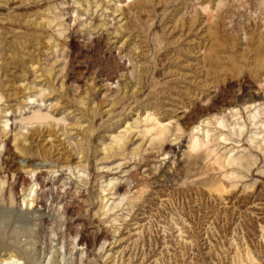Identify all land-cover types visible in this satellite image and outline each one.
I'll list each match as a JSON object with an SVG mask.
<instances>
[{
  "label": "rangeland",
  "instance_id": "374dc122",
  "mask_svg": "<svg viewBox=\"0 0 264 264\" xmlns=\"http://www.w3.org/2000/svg\"><path fill=\"white\" fill-rule=\"evenodd\" d=\"M84 1L31 0L20 7L14 8V4L9 2L0 8V18L6 19V24L9 23L8 21L11 22L7 25L8 27L15 28V30L13 28L15 33L8 34L6 41H9L11 48L13 47L15 53L19 54L17 56L20 60L14 65L15 80L23 88L20 100L18 99L14 108L6 110V113L0 111V117L3 116L0 118V264H4L5 258L9 264L12 261V264H264V241H262L264 230L261 231L262 228L264 229V148L261 147H264V142L261 143L264 131L259 126V122L264 120V65L260 73L258 72L262 79L258 77L260 87H255L254 83L247 78L245 67H242L238 73L230 72L231 74L227 75V81L220 84V89H224L222 96L219 88H216L213 93L217 98L215 103H218L221 97H225L235 106L232 105L221 114L215 110L196 113L193 109H189L183 119L176 121V117H171L162 108L156 109L157 105H163L161 100L167 97L166 93L172 92L164 90L165 93L161 92L158 95L159 88L164 86L162 85L163 70L173 65L169 62L173 54L188 48L185 40H178L175 44H170L172 40L167 41L169 38L164 35L163 28L166 22L169 19L181 18L188 21L195 10V13L199 14V19L202 18V22H205H203L205 26L212 25L215 28L219 38L240 39L242 36L244 38L247 30H252L253 26L256 28L257 24L264 28V0H211V2L209 0H196L197 2L195 0H187L189 2L153 0V3L151 0L147 6L150 11L147 8L146 14L137 16L138 23L127 19V9L136 0ZM192 1L197 3V6ZM205 4H207L208 13H211L208 16ZM185 9L188 11H184ZM189 10L190 13L193 12L192 15ZM32 13L34 14L30 16L29 14ZM210 15L213 16L214 19L211 18L215 24L210 21ZM28 17H34V20L41 22L38 24L41 28L27 27L23 20ZM221 17L223 21H220ZM10 18L14 20H8ZM205 18H210L211 24ZM127 21H130V24ZM256 21L258 22L255 23ZM125 22L129 26L132 23L131 28L125 25ZM5 23L3 27L9 30ZM240 27L243 29L241 30ZM18 28H21V31ZM33 28L37 33L41 32L40 35H37ZM26 30L30 31L25 34ZM136 33L146 40L143 39L142 45L145 49L141 48L137 38H134L137 36ZM228 33H232L231 37ZM126 37L128 38L125 39ZM96 40H100V45H94L98 43ZM138 51L140 52L137 53ZM141 52L143 54H140ZM262 55L264 57V50ZM96 56L97 59H95ZM114 62H124L127 68L117 73L114 81L112 80L113 83L101 81V78H105L107 74L114 71ZM87 67H90L92 73L80 78L79 70ZM98 74L103 76L99 77ZM136 76L138 79L142 77L141 81L136 79ZM253 89L259 92L260 97L255 102L258 105L251 106L250 95ZM158 96L161 98L158 99ZM27 97L32 98L29 100ZM0 104V110L6 108L3 100ZM99 108L101 110H98ZM102 109H112L110 120L98 121ZM240 109L242 110V113H238L240 117L232 115L236 110L241 111ZM151 110L153 114L161 112L159 117L168 125L167 133L159 137L161 141L165 139L163 140L165 144L159 142L158 137L152 138L153 136H150L152 131L144 132L143 128L148 126L149 121L145 122L143 117L151 114ZM254 110L257 114L256 121L259 120L257 124L259 127L249 128L247 116ZM35 111L51 118L46 122L47 118L40 122L32 119L33 123H31L30 116L34 115ZM221 115L226 117L224 120L226 119L227 124H232L234 120H238L241 124H248V130H245V134L243 133L241 137L238 136L239 138L235 134L231 136L229 129L222 130L214 121L215 116ZM233 116L237 119H233ZM27 118L30 121H27ZM200 120L210 125L201 124V128L198 127L194 134L205 141L201 132L203 128L209 129L210 136L208 135L206 140L211 149L208 146L205 147L206 149L199 147L200 150L197 151V148L193 152L194 150L188 147L189 131L191 132V123L193 121L198 123ZM4 122L7 124L6 127ZM111 124L112 127H110ZM129 126L135 127H130L131 130H129ZM34 127L53 130L52 132L56 134L45 139L49 144L54 141L51 144L54 146L58 143L56 139L61 138L60 142L68 150L69 162L54 164L55 162L46 160L45 163L40 156H22L15 146L20 142L28 143L27 137L31 129L36 130ZM176 127L180 129L176 131ZM124 130L131 132L127 134ZM251 130L259 133V136L255 137V133ZM118 133L125 134H120L125 137L121 141L124 147L121 145V151L120 148L118 149L120 154L118 151L115 152L120 158L113 153L115 151L113 147L116 145L113 143V137L119 135ZM219 133H224L221 138H226L228 141H222ZM126 134L127 137L130 136V139L126 137ZM55 135L57 136L54 137ZM255 138L259 139L254 140L256 146L251 141ZM156 139L159 140L156 141ZM12 142L17 143L14 145ZM158 142L164 145L160 146ZM259 143L262 145L260 146ZM110 145L112 147L108 149ZM252 145L254 148L251 147ZM207 151H209L208 154H213L214 158L211 154L205 156ZM19 155L22 156V160ZM130 155L134 158L132 161ZM223 156L226 161L222 162L224 165L221 164L223 167L220 169L218 159L222 160ZM231 156L235 158L240 156L238 158L241 159L239 161L241 164L237 163L239 166L234 162L231 165L228 164ZM4 157L8 161L20 160L14 163V167L7 170L2 163ZM35 161L41 164L38 165ZM134 165L136 167H133ZM53 168L58 170L55 171ZM136 171L142 177H147L143 178L140 186L130 190L128 186L132 183L129 176ZM111 179L113 185L107 183ZM42 182L48 185L42 187ZM127 190H130L129 193ZM81 196L88 199L85 206H81L78 202ZM82 232H91L90 248L87 245L78 246Z\"/></svg>",
  "mask_w": 264,
  "mask_h": 264
},
{
  "label": "bare ground",
  "instance_id": "6f19581e",
  "mask_svg": "<svg viewBox=\"0 0 264 264\" xmlns=\"http://www.w3.org/2000/svg\"><path fill=\"white\" fill-rule=\"evenodd\" d=\"M29 1H31V0H0V8L3 6V5H5L6 3H9V2H11L12 3V5L14 4V8L15 7H20V6H23V5H25V4H27V3H29ZM34 1V0H33ZM45 1V0H44ZM84 1V0H83ZM133 1V0H132ZM151 0H136L135 2L133 1V3H131L129 6V8L127 9V15H128V18L127 19H130V20H132V21H134V22H137L136 20H139V19H136L137 18V16H139L140 14H146L147 13V6H148V4L149 3H153V0L150 2ZM161 1V0H160ZM163 1V0H162ZM161 1V2H162ZM164 1H166V0H164ZM185 1V0H184ZM187 1V0H186ZM185 1V2H186ZM200 1V0H199ZM208 1V0H207ZM206 1V2H207ZM210 2H211V0H209ZM85 2V1H84ZM88 2V1H87ZM121 2H123L122 0H121ZM187 2H189V1H187ZM192 2H194V1H192ZM191 2V3H192ZM195 2H197L196 0H195ZM193 3V4H197V3ZM35 3H36V1H35ZM102 3V2H101ZM105 3H106V1H105ZM166 3V2H165ZM202 3H204V2H202ZM209 3V2H208ZM41 4H43V3H41ZM127 4V3H126ZM156 4V3H155ZM159 4H161L160 2H159ZM185 5H186V3H184ZM178 5V4H177ZM176 5V6H177ZM183 5V4H182ZM207 4H205L204 6H206ZM209 5V4H208ZM31 6V5H30ZM197 6V5H196ZM200 6H202L201 4H200ZM195 7V6H194ZM26 8V7H25ZM28 8V7H27ZM191 8H192V6H191ZM41 9V8H40ZM194 9V8H193ZM197 9V8H196ZM201 9H204L205 10V8L203 7H201ZM206 9H207V6H206ZM148 10H149V8H148ZM191 10V9H190ZM190 10H189V13H190ZM203 10V11H204ZM216 10H217V8H216ZM1 11V10H0ZM8 11V10H7ZM150 11V10H149ZM184 11H188V10H184ZM192 11V10H191ZM202 11V10H201ZM18 12V11H17ZM42 12V11H41ZM121 12H122V10H121ZM123 12H125L124 10H123ZM197 12H198V10H197ZM205 12V11H204ZM207 16H208V14L210 13H208V9H207ZM4 13H5V11H4ZM14 13V12H13ZM30 13V12H29ZM36 13H40V12H36ZM35 13V14H36ZM43 13H44V10H43ZM42 13V14H43ZM191 13H193V12H191ZM190 13V15H192ZM194 13H195V10H194ZM194 13H193V15H194ZM201 13V12H200ZM219 13V12H218ZM9 14V13H8ZM18 14H20V13H18ZM34 13H32V14H29L30 16L31 15H33ZM123 14L124 13H122V16H123ZM125 14H126V12H125ZM148 14H149V12H148ZM187 14V13H186ZM196 15H197V13H195ZM211 14V13H210ZM41 15V14H40ZM178 15V14H177ZM185 14H183V16H184ZM188 15V14H187ZM193 15H192V18L191 19H189L188 21H186L185 20V18L184 19H176V20H173V19H169L167 22H166V24H165V26L163 27L164 28V35H166V37H168L167 39V41L169 42V40H172L173 42H171L170 41V44L171 43H177V41L178 40H185L186 41V43H188V48H186V50H179V49H177V50H179V51H177L176 52V54H173L172 56H171V58L169 59V62L171 63V64H173V65H169V64H166V65H169L167 68H165L164 70H163V74H164V80H163V82L164 83H162V85H164L163 87L161 86L160 88H159V90H158V92H160V93H158V95L159 94H161V92H163L164 90H171L172 92H174V94H172V92L171 93H166L167 94V97L165 98V99H162L161 101H162V103H163V105L161 104V105H157L156 106V109H159V108H162L163 109V111L165 112V113H167V114H169V115H171V117H176V121H178V120H181V119H183L184 118V116L186 115V112L189 110V109H193L194 111H196V113H203V112H205V111H207V110H215L217 113H222V112H225V110L227 109V108H230L232 105H233V102H231V100H228V99H226L225 97H221L217 102L218 103H215V101L217 100V98H216V95H214L213 93H214V91H216V88H219V91L221 92V96H222V93H223V90H221L220 89V84H224V82H225V80L227 79V75H229V73L230 72H233V73H238L239 71H240V69L242 68V67H245L246 69H247V72H246V76H247V78L250 80V81H252V83H254V85H255V87H260V86H258V84L260 85V83H258L259 82V79H258V77H260L259 75H258V72L261 70V68H263V65H264V57H263V55H262V52H263V50H264V30H262V29H264V28H262L261 26L262 25H259V24H255V23H257L258 21H256L255 23H253V24H255L256 25V28H254V26H253V24H252V26H253V28H252V30L251 29H249V30H247V32H245V34H244V38H243V36L241 37L243 40H241V38L240 39H232V37L230 36V34L232 35V33H228L229 34V36L231 37V38H228L227 37V39H221V38H219L218 36H217V34H216V31L214 30L215 28L212 26V25H210V26H205L204 24H203V22H202V18H201V20L199 19L200 17L198 16H194L193 17ZM202 15V14H201ZM21 16V15H20ZM143 16V15H142ZM149 16V15H148ZM170 16H171V14H170ZM169 16V17H170ZM186 16V15H185ZM203 16V15H202ZM4 17V16H3ZM38 17V16H37ZM36 17V18H37ZM124 17V16H123ZM146 17H147V15H146ZM174 17V16H173ZM182 17V16H181ZM213 18V16L212 15H210V18ZM215 17H216V15H215ZM223 17V16H222ZM221 17V18H222ZM9 18V17H8ZM14 18V17H13ZM25 18V17H24ZM34 17H28L27 19H25V20H23L24 21V23L27 25V27L28 26H30L29 28H31V27H34V28H39L40 26L38 25V24H40L39 22H37V20L35 21L34 19H33ZM171 18V17H170ZM178 18V17H177ZM189 18V17H188ZM208 18V17H207ZM207 18H205V20L207 19ZM209 18V19H210ZM212 18H211V22H213V20H212ZM217 18V17H216ZM219 18V17H218ZM12 18H10V19H8V20H11ZM15 19V18H14ZM14 19H12V20H14ZM165 19V18H164ZM209 19H207L208 21L207 22H209L210 23V21H209ZM214 19V18H213ZM256 19V18H255ZM16 20V19H15ZM167 20V19H166ZM223 21V18L222 19H220V21ZM257 20V19H256ZM258 20H259V18H258ZM5 21H6V19H2V18H0V101L1 100H3V102L5 103V106H6V108H2L0 111H1V113L2 112H5L6 110L8 111V110H12L13 108H14V106H15V104L18 102V99H19V97H20V94L23 92L22 91V87H21V85H20V83L18 84L17 83V81L15 80V77H16V72H15V63L18 61V60H20V59H18V56L17 55H19V54H16L15 53V51L11 48V45L9 44V41H6L7 40V38H6V36H8V34L10 35V33H15V31H13V28L11 27H8L7 25L8 24H11V22L10 21H8L9 23L8 24H6L5 23ZM23 21H22V23H23ZM124 21H126V19H124ZM254 21V20H253ZM13 22H15V21H13ZM127 22H129V24H130V21H127ZM127 22H125L126 24L125 25H128L127 24ZM225 22V21H224ZM6 24V26L8 27V28H10V29H12V30H8L6 27H3V24ZM16 23V22H15ZM18 23V22H17ZM138 23V22H137ZM139 23H140V21H139ZM165 23V22H164ZM205 23V22H204ZM209 23H208V25H209ZM217 23V22H216ZM221 23V22H220ZM260 23V22H259ZM43 24V23H42ZM211 24V23H210ZM212 24H215V22H213ZM225 24V23H224ZM13 25V24H12ZM17 25V24H16ZM164 25V24H163ZM218 25V24H217ZM221 25H223V24H221ZM245 25H247V24H245ZM5 26V25H4ZM39 26V27H38ZM129 26V25H128ZM130 26H132V23H131V25ZM129 26V27H130ZM215 26V25H214ZM239 26H240V24H239ZM18 27V26H17ZM21 27V26H20ZM42 27H43V25H42ZM138 27H139V25H138ZM224 27V26H223ZM262 29H261V28ZM34 28L32 29L33 31H35L36 32V30H34ZM41 28V27H40ZM125 28V27H124ZM127 28V27H126ZM131 28V27H130ZM134 28H136L135 26H134ZM133 28V29H134ZM222 28V27H221ZM225 28H227L226 27V25H225ZM17 29V28H16ZM21 29V28H20ZM19 28H18V30L19 31H21ZM22 29H24V28H22ZM43 29V28H42ZM129 29V28H128ZM223 29V28H222ZM240 29H241V27H240ZM243 29V28H242ZM241 29V30H242ZM14 30H15V28H14ZM17 30V31H18ZM25 30V29H24ZM124 30V29H123ZM127 30V29H126ZM132 30V29H131ZM136 30H137V28H136ZM227 30V29H226ZM18 31V32H19ZM27 31H30V30H26V33L25 34H27ZM38 31V30H37ZM42 31V30H41ZM222 31H225V30H222ZM221 31V32H222ZM238 31V30H237ZM243 31H245V30H243ZM25 32V31H24ZM132 32V31H131ZM140 32V31H139ZM230 32V31H229ZM239 32V31H238ZM238 32H236V33H238ZM17 33V32H16ZM32 33V32H31ZM37 33V32H36ZM35 33V34H36ZM40 33L41 32H38L37 33V35L39 34L40 35ZM134 33V32H133ZM138 33V32H137ZM137 33H136V35H137ZM218 33V32H217ZM244 33V32H243ZM29 34V33H28ZM32 34H34V33H32ZM145 34V33H144ZM224 34V33H223ZM226 34H227V31H226ZM225 34V35H226ZM30 35V34H29ZM129 35V34H128ZM134 35V34H133ZM138 35H140V34H138ZM135 36L134 38H137V41L139 42V44H140V46H141V48L143 47L142 45H143V39L144 38H142L141 36L139 37V36ZM142 35V34H141ZM219 35V34H218ZM234 35H236L235 33H234ZM15 37H17L16 35H14ZM36 36V35H35ZM145 36V35H144ZM239 36H241L240 34H239ZM28 37V36H27ZM125 37V36H124ZM223 37V36H222ZM225 37V36H224ZM237 37H238V35H237ZM128 37H126L125 39H127ZM133 38V39H134ZM165 38V37H164ZM234 38V37H233ZM15 39V38H14ZM124 39V40H125ZM174 39V40H173ZM129 40V39H128ZM145 40V39H144ZM165 40V39H164ZM239 40V41H238ZM12 41V40H11ZM14 41V40H13ZM12 41V42H13ZM97 41V40H96ZM135 41V40H134ZM146 41V40H145ZM167 41H165V42H167ZM15 42V41H14ZM94 42V41H93ZM98 43H94V45L96 44V45H98L99 44V42H100V40L99 41H97ZM102 42V41H101ZM167 42V43H168ZM136 44V43H135ZM169 44V43H168ZM169 44V45H170ZM184 44V43H183ZM100 45V44H99ZM177 45V44H176ZM97 47V46H96ZM138 47V46H137ZM165 47V46H164ZM169 47V46H168ZM179 47V46H178ZM91 48V47H90ZM136 48V47H135ZM144 49H145V47H143ZM147 48H148V46H147ZM181 48V47H180ZM185 48V47H184ZM16 49V48H15ZM101 49V48H100ZM143 49V50H144ZM165 49V48H164ZM139 50V49H138ZM175 50H176V48H175ZM17 51V50H16ZM170 51V50H169ZM104 51H102V53H103ZM106 52V51H105ZM140 51H138L137 53H139ZM17 53H18V51H17ZM108 53V52H107ZM76 54H77V52H76ZM98 54V53H97ZM140 54H143L142 52L140 53ZM170 54V53H169ZM172 54V53H171ZM101 55V54H100ZM137 55V54H136ZM163 55H165V53L163 54ZM168 55V54H167ZM77 56V55H76ZM97 56H99V55H97ZM96 56V58L95 59H97L98 57ZM145 56V55H144ZM147 56V55H146ZM20 57V56H19ZM100 57V56H99ZM107 57V56H106ZM138 57V56H137ZM20 58H22V56L20 57ZM94 59V60H95ZM106 59V58H105ZM116 59V58H115ZM141 59H142V57H141ZM162 59H164V58H162ZM79 60V59H78ZM94 60H92V61H94ZM114 60V59H113ZM118 60V59H117ZM120 60H122V59H120ZM139 60V59H138ZM143 60V59H142ZM165 60V59H164ZM25 61V60H24ZM103 61V60H102ZM102 61H100V62H102ZM145 61V60H144ZM143 61V62H144ZM148 61V60H147ZM147 61H146V63H147ZM19 62H21V61H19ZM105 62H106V60H105ZM88 63V62H87ZM91 63V62H90ZM115 63V66H114V71L111 73V74H107L106 75V77L105 78H101L100 80L101 81H105L106 83L107 82H112V80L115 78V76L117 75V73L118 72H120L121 70H123V69H125V67L126 66H124V62H122V63H119V62H114ZM163 63V62H162ZM18 64V63H17ZM101 64V63H100ZM165 64V63H164ZM19 65V64H18ZM87 65V64H86ZM91 65V64H90ZM145 65H147V64H145ZM97 67V66H96ZM99 67H101V66H99ZM110 67H112V66H110ZM145 67V66H144ZM143 67V68H144ZM127 68V67H126ZM142 68V69H143ZM147 68V67H146ZM160 68V67H159ZM101 69V68H100ZM140 69V68H139ZM78 70V69H77ZM113 70V69H112ZM138 70V69H137ZM145 70V69H144ZM143 70V71H144ZM264 70V69H263ZM108 71V70H107ZM142 71V70H141ZM140 71V72H141ZM158 71H162V70H158ZM91 71H90V67H87L86 69H83V70H79V77L80 76H84L85 74H88L89 75V73H90ZM102 72V71H101ZM125 72V71H124ZM139 72V73H140ZM146 72V71H145ZM144 72V73H145ZM19 73V72H18ZM72 73V72H71ZM92 73V72H91ZM147 73V72H146ZM233 73H232V75H233ZM260 73V72H259ZM21 74V73H20ZM120 74V73H119ZM122 74V73H121ZM143 74V73H142ZM231 74V73H230ZM91 75V74H90ZM94 75V74H93ZM96 75V74H95ZM124 75V74H123ZM146 75V74H145ZM238 75V74H237ZM86 76V75H85ZM98 76L100 77V76H103L102 74H98ZM97 76V77H98ZM121 76V75H120ZM138 76V75H137ZM136 76V79H138V77ZM142 76V75H141ZM158 76H160V75H158ZM18 77V76H17ZM87 77V76H86ZM89 77V76H88ZM148 77V76H147ZM161 77V76H160ZM230 77V76H229ZM81 78V77H80ZM127 79H128V77H127ZM126 79V80H127ZM140 79H142V77H139V79L138 80H140ZM145 79H146V77H145ZM260 79H261V77H260ZM262 80V79H261ZM100 81V82H101ZM114 81V80H113ZM137 81V80H136ZM141 81V80H140ZM160 81V80H159ZM227 81V80H226ZM229 81V80H228ZM264 81V80H263ZM95 82V81H94ZM97 82V81H96ZM147 82V81H146ZM156 82V81H155ZM161 82V81H160ZM113 83V82H112ZM125 83V82H124ZM130 83V82H129ZM90 84V83H89ZM133 84V83H132ZM226 84V83H225ZM250 84V83H249ZM94 85H96V84H94ZM101 85V84H100ZM103 85V84H102ZM109 85V84H108ZM112 85V84H111ZM131 85V84H130ZM153 85H155V84H153ZM159 85V84H158ZM107 86V85H106ZM127 86V85H126ZM138 86V85H137ZM144 86V85H143ZM148 86V85H147ZM90 87V86H89ZM108 87V86H107ZM106 87V88H107ZM144 87H146V86H144ZM158 87V86H157ZM137 88H140V87H137ZM142 88V87H141ZM231 88V87H230ZM92 89V88H91ZM90 89V90H91ZM109 89V88H108ZM128 89V88H127ZM129 89H130V86H129ZM152 89V88H151ZM156 89V88H155ZM228 89V88H227ZM226 89V90H227ZM232 89V88H231ZM260 89V88H259ZM88 90V89H87ZM131 90V89H130ZM136 90V89H135ZM142 90V89H141ZM145 90H146V88H145ZM154 90V89H153ZM218 90V89H217ZM242 90V89H241ZM251 90V89H250ZM128 91V90H127ZM138 91V90H137ZM260 91V90H259ZM87 92V91H86ZM93 92V91H92ZM91 92V93H92ZM130 92H132V91H130ZM170 92V91H169ZM261 92V91H260ZM90 93V92H89ZM124 93H127V92H125L124 91ZM123 93V94H124ZM138 93H140V92H138ZM163 93H165V92H163ZM258 91L257 90H252L251 91V95H250V104H251V106H254V105H258V104H256L255 102L257 101V99H258V97H260L259 95H258ZM24 94V93H23ZM111 94V93H110ZM109 94V95H110ZM114 94H116V93H114ZM131 94H134V93H131ZM135 94H136V92H135ZM134 94V95H135ZM213 94V95H212ZM217 94V93H216ZM93 95V94H92ZM112 95V94H111ZM110 95V96H111ZM126 95V94H125ZM133 95V96H134ZM138 95V94H137ZM151 95V94H150ZM163 95V94H162ZM161 95V96H162ZM165 95V94H164ZM242 95V94H241ZM88 96H89V94H88ZM87 96V97H88ZM117 96H118V94H117ZM120 96V95H119ZM153 96V95H152ZM236 96V95H235ZM243 96V95H242ZM116 96H114V98H115ZM122 97H123V95H122ZM121 97V98H122ZM130 97H131V95H130ZM136 97V96H135ZM150 97V96H149ZM226 97H228V96H226ZM245 97V96H244ZM22 98V97H21ZM29 100L32 98V97H27ZM89 98V97H88ZM88 98H87V100H88ZM111 98V97H110ZM113 98V99H114ZM117 98V97H116ZM120 98V97H119ZM124 98H125V96H124ZM126 98H127V95H126ZM131 98H133V97H131ZM151 98H153V97H151ZM157 98V97H156ZM159 98H161V97H159L158 96V99ZM230 98V97H229ZM109 99V98H108ZM242 99V98H241ZM240 99V100H241ZM245 99V98H244ZM248 99V98H247ZM20 100V99H19ZM120 100V99H119ZM118 100V101H119ZM125 100V99H124ZM145 100V99H144ZM147 100V99H146ZM153 100V99H152ZM246 100V99H245ZM114 101V100H113ZM126 101H128V100H126ZM247 101V100H246ZM245 101V102H246ZM88 102V101H87ZM106 102H108V101H106ZM112 102V101H111ZM116 102V101H115ZM129 102V101H128ZM131 102V101H130ZM146 102V101H145ZM149 102V101H148ZM156 102V101H155ZM159 102V101H158ZM249 102V101H248ZM92 103V102H91ZM90 103V104H91ZM110 103V102H109ZM113 103V102H112ZM117 103V102H116ZM141 103V102H140ZM147 103V102H146ZM150 103V102H149ZM259 103V102H258ZM86 104V103H85ZM106 104H108V103H106ZM111 104V103H110ZM115 104V103H114ZM117 104H119V103H117ZM116 104V105H117ZM123 104V103H122ZM126 104V103H125ZM142 104V103H141ZM140 104V105H141ZM253 104V105H252ZM260 104V103H259ZM1 105V104H0ZM18 105V104H17ZM68 105V104H67ZM113 105V104H112ZM121 105V104H120ZM130 105V104H129ZM135 105V104H134ZM146 105V104H145ZM144 105V106H145ZM93 107H94V105H92ZM110 106V105H109ZM118 106V105H117ZM150 106V105H149ZM153 106V105H152ZM155 106V105H154ZM233 106H235V105H233ZM2 107V106H1ZM86 107V106H85ZM100 107V106H99ZM104 107V106H103ZM113 106H111V108H112ZM136 107V106H135ZM248 107V106H247ZM246 107V108H247ZM250 107V106H249ZM97 108V107H96ZM101 108H102V106H101ZM105 108V107H104ZM146 108V107H145ZM246 108H244V109H246ZM17 109V108H16ZM91 109V108H90ZM114 109H115V106H114ZM119 109V108H118ZM132 109V108H131ZM140 109V108H139ZM149 109V108H148ZM259 109V108H258ZM257 109V107H256V110H258ZM95 111L97 110V109H94ZM98 110H101L100 108L98 109ZM116 110V109H115ZM122 110V109H121ZM229 110V109H228ZM231 110H233V108L231 109ZM241 110V109H240ZM247 110V109H246ZM249 110V109H248ZM6 111V112H7ZM37 111V110H36ZM36 111H35V113L33 112V114L34 115H32V116H30V117H32V118H30L31 119V123H33L32 122V119H34V120H36V121H43V120H45L46 118H47V116L48 115H46V114H41V112L39 113H36ZM40 111V110H39ZM78 111V110H77ZM82 111V110H81ZM80 111V112H81ZM85 111V110H84ZM144 111V110H143ZM153 110H151V114H146V116H145V118L143 117V119H145V122L146 121H149L150 122V124H149V122H148V126H146L145 128H143L144 129V132L145 133H149V132H151L152 131V133H150V136H153L152 138H159V137H161L162 135H164L165 133H167V129H168V125H166L165 124V122H164V120L161 118V117H159V114H161V112H157V113H154L153 114V112H152ZM156 111V110H155ZM250 111V110H249ZM259 111V110H258ZM261 111H263V110H261ZM5 112V113H6ZM79 112V113H80ZM92 112H94L93 110H92ZM100 112V111H99ZM140 112V111H139ZM146 112V111H145ZM208 112V111H207ZM215 112V113H216ZM230 112H232V111H230ZM234 112H235V110H234ZM236 112H237V110H236ZM235 112V114H232V115H235V116H237V115H239V117H240V114H238V113H242V110L241 111H239V112H237L236 113ZM257 112V111H256ZM147 113V112H146ZM217 113H216V115H217ZM233 113V112H232ZM259 113V112H258ZM78 114V113H77ZM92 114V113H91ZM94 114V113H93ZM95 114H96V112H95ZM101 114V115H100ZM138 114V113H137ZM140 114V113H139ZM219 114V115H220ZM224 114V113H223ZM264 114V113H263ZM3 115V114H2ZM46 115V116H45ZM97 115V114H96ZM119 115V114H118ZM158 115V116H157ZM164 115V114H163ZM169 115H167V116H169ZM212 115V114H211ZM214 115V114H213ZM212 115V116H213ZM226 115V114H225ZM232 115H231V118H232ZM260 115V114H259ZM95 116V115H94ZM99 116H101L100 118H99V120L98 121H100V122H102V121H105V120H110V117L112 116V109L111 110H109V109H102V111L99 113ZM166 116V115H165ZM224 116V115H223ZM247 116V115H246ZM3 116H1L0 118H2ZM82 117V116H81ZM85 117H88V116H85ZM96 117V116H95ZM94 117V118H95ZM204 117V116H203ZM206 118H207V116H205ZM211 117V116H210ZM216 117H218V116H215V119L216 120H214L215 122H216V124H217V126L218 127H220V128H222V130H223V128H226V129H229L228 131H230L231 132V136H233V134H235V135H237V137L238 136H240L241 137V135H243V133H244V131L245 130H248V127H249V125H250V127L249 128H251V127H254L255 126V128H256V126H257V124H258V121H256V118H257V114L255 113V110H254V112H252V113H250L249 112V115L247 116V120H248V124H244V123H239L238 122V120H234V122H232V124L230 123V124H227V121H225L224 120V117H222V115L221 116H219L218 118H216ZM226 117H227V115H226ZM225 117V118H226ZM238 117V116H237ZM237 117H234L233 116V119L234 118H236L237 119ZM49 118H51V117H49ZM49 118H47L46 120H45V122L49 119ZM98 118V117H97ZM97 118H95V119H97ZM115 118V117H114ZM166 118H168V117H166ZM170 118V117H169ZM200 118H202V117H200ZM242 118V117H241ZM30 119L28 120V118L26 119L27 121H30ZM86 119V118H85ZM165 119V118H164ZM208 119V118H207ZM211 119H212V117H211ZM240 119V118H239ZM261 119V118H260ZM2 120V119H1ZM33 120V121H34ZM87 120V119H86ZM94 120V119H93ZM118 120V119H117ZM186 120V119H185ZM195 120V119H194ZM210 120V119H209ZM227 120H229V119H227ZM263 120V119H262ZM96 121V120H95ZM138 121H140V119L138 118ZM142 121V120H141ZM205 121H207L206 119H205ZM204 120H200V122H198V123H196V122H194L193 121V123H191V125H192V127H191V132L189 131V133H190V144H189V148H191L192 150H194L193 152H195V149H197V151L198 150H200L199 149V147H203V148H205L206 146H208L209 144V142H208V140H206L207 138H208V135H209V132H210V130L209 129H205V128H203L204 130H203V132H201V134H203L202 136H204L205 138V141L204 140H201V139H199L198 137L199 136H196V134H194L195 133V130L196 129H199V128H201V124H206V122H205ZM233 121V120H232ZM241 121H243V120H241ZM5 122H7L6 120H5ZM4 122V123H5ZM106 122V121H105ZM104 122V123H105ZM144 122V121H143ZM143 122H140V123H143ZM144 122V123H145ZM187 122V121H186ZM209 122V121H208ZM245 122V121H244ZM95 123V122H94ZM143 123V124H144ZM173 123V122H172ZM174 123H175V121H174ZM195 123V124H194ZM41 124V123H40ZM89 124V123H88ZM92 124V123H91ZM101 124V123H100ZM114 124H117V123H114ZM114 124H113V126H114ZM137 124H139V122L137 123ZM136 124V125H137ZM145 124H147V123H145ZM144 124V125H145ZM168 124V123H167ZM171 124V123H170ZM188 124V123H187ZM207 124H209V123H207ZM207 124H206V126H207ZM1 125V124H0ZM43 125V124H42ZM181 125V124H180ZM210 125V124H209ZM7 126V124L5 123V127ZM44 126V125H43ZM141 126V125H140ZM178 126V125H177ZM259 126L261 127V129H262V131H264V120L263 121H260L259 122ZM259 126H257V128L259 127ZM37 127H39V126H37ZM48 127H50L49 125H48ZM90 127V126H89ZM88 127V128H89ZM109 127V126H108ZM110 127H112V124H111V126ZM124 127H126V126H124ZM130 127H132V126H129V130H131L130 129ZM135 127V126H134ZM134 127H132V128H134ZM139 127V126H138ZM144 127V126H143ZM180 127V126H179ZM179 127H176V131H178V129H180ZM187 127V126H186ZM199 127V128H198ZM203 127V126H202ZM2 128V127H1ZM33 128V127H32ZM35 128V127H34ZM41 128V127H40ZM51 128V127H50ZM93 128V127H92ZM101 128V127H100ZM137 128V127H136ZM4 129V128H3ZM36 129V128H35ZM44 129V128H43ZM43 129H36V130H34V129H31L32 131H31V133H30V135H28V143H21L20 141V143H15L16 144V146H15V148H17V149H19L20 150V152H21V155L22 156H24V157H27V156H40V158H42L43 159V162H45L46 160H48V161H52V162H55L54 164H59V163H62V162H64V161H68L69 159H70V157H69V153H68V150L65 148V146H63L62 145V143L60 142V139L58 138V139H56V141L58 142L57 143V145H51V144H53V142L51 143V144H49V143H47V140L45 139V137H48V136H50V135H54V134H56L55 132H52L51 131V129H49V130H47V129H45V130H43ZM53 129V128H52ZM54 129H56V128H54ZM87 129V128H86ZM108 129V128H107ZM106 129V130H107ZM123 129H125V128H123ZM127 129V128H126ZM138 129V128H137ZM187 129V128H186ZM93 130V129H92ZM128 130V132H131V131H129ZM134 130V129H133ZM136 130V129H135ZM170 130V129H169ZM168 130V131H169ZM185 130V129H184ZM254 130V129H253ZM253 130H251L252 132H254ZM87 131H89V129H87ZM124 131H126V130H124ZM139 131V130H138ZM140 131H141V129H140ZM143 131V130H142ZM141 131V132H142ZM180 131V130H179ZM194 131V132H193ZM199 131V130H198ZM202 131V130H201ZM30 132V131H29ZM58 132V131H57ZM82 132H83V130H82ZM85 132V131H84ZM92 132V131H91ZM127 131H126V133L127 134H129ZM136 132H137V130H136ZM185 132V131H184ZM183 132V133H184ZM221 132V131H220ZM261 132V131H260ZM140 133V132H139ZM143 133V132H142ZM145 133H143V134H145ZM188 133V132H187ZM189 133H188V136H189ZM228 133V132H227ZM226 133V134H227ZM255 133V132H254ZM253 133V134H254ZM119 134V133H118ZM120 134H124V133H120ZM116 135V136H114L113 137V139H114V142L113 143H115L116 145L113 147V149L115 150V151H113V153H115L116 151H118L119 152V154H120V151H121V149H122V147H124V143H122L121 141L123 140V138H125V137H123L122 135ZM127 134H126V137H127ZM138 134V133H137ZM152 134V135H151ZM221 136H220V138L221 137H223L222 135L224 134V133H219ZM245 134V133H244ZM249 134H251V132L249 133ZM252 134V135H253ZM14 135H16V134H14ZM102 135V134H101ZM125 135V134H124ZM132 136H133V134H131ZM139 135V134H138ZM137 135V136H138ZM142 135V134H141ZM167 135V134H166ZM229 135V134H228ZM228 135H226V136H228ZM255 135V137H258L259 136V133L257 134V133H255L254 134ZM17 136V135H16ZM57 135H55L54 137H56ZM135 136V135H134ZM145 136V135H144ZM143 136V137H144ZM147 136H149L148 134H147ZM176 136H178V135H176ZM210 136V135H209ZM26 137V136H25ZM128 137H129V139H130V136L128 135ZM127 137V138H128ZM165 137V136H164ZM163 137V138H164ZM179 137V136H178ZM177 137V138H178ZM201 137V136H200ZM250 137V136H249ZM248 137V138H249ZM252 137V136H251ZM254 137V136H253ZM13 138H14V136H13ZM18 138V137H17ZM131 138H133V137H131ZM150 138V137H149ZM176 138V137H175ZM202 138V137H201ZM219 138V139H220ZM230 138V137H229ZM239 138V137H238ZM15 139V138H14ZM49 139V138H48ZM51 139V138H50ZM52 139H53V137H52ZM128 139V140H129ZM160 139V140H159ZM159 139H156V141L157 140H159V142L161 141V138H159ZM261 139V138H260ZM17 140H19V139H17ZM23 140V139H22ZM62 140V139H61ZM151 140V139H150ZM154 141H155V139H153ZM164 141H165V139H163ZM161 141V142H163L164 143V141ZM167 140V139H166ZM175 140V139H174ZM217 140H218V138H217ZM221 140L222 141H225L226 140V138H221ZM254 140H256V141H258L256 138L255 139H251V141H253V143H254ZM262 140V142L261 143H263L264 142V138H262L261 139ZM13 141V140H12ZM125 141V140H124ZM131 141V140H130ZM154 141H152V142H154ZM173 141V140H172ZM210 141V140H209ZM219 141V140H218ZM226 141H228V139L226 140ZM250 141V140H249ZM14 142V141H13ZM12 142V143H13ZM26 142V141H25ZM48 142H50V140H48ZM112 142V141H111ZM129 142V141H128ZM127 142V143H128ZM159 142L157 143V144H159ZM65 143V142H64ZM156 143V142H155ZM162 143V144H163ZM168 143V142H167ZM226 143V142H225ZM14 144V143H13ZM14 144V145H15ZM55 144V143H54ZM111 144V143H110ZM161 144V145H162ZM165 144V143H164ZM163 144V145H164ZM169 144H171V143H169ZM168 144V145H169ZM252 144V143H251ZM121 145H123L122 147H121ZM160 145V144H159ZM160 145V146H161ZM172 146H173V144H171ZM253 145H255V143L253 144ZM251 146V147H253L254 148V146ZM259 145H260V143H259ZM262 145V144H261ZM260 145V146H261ZM56 146V147H55ZM67 146V145H66ZM256 146V145H255ZM13 147V146H12ZM112 147V145H110V147L108 146V149L109 148H111ZM159 147V146H158ZM163 147V146H162ZM162 147H159V148H162ZM167 147V146H166ZM165 147V148H166ZM262 148H264L263 146H261ZM10 148V147H9ZM120 148V149H119ZM189 148H187V149H189ZM208 148H210L209 146H208ZM120 151H119V150ZM125 149V148H124ZM206 149V148H205ZM211 149V148H210ZM7 150V149H6ZM84 150V149H83ZM190 150V149H189ZM257 150H258V148H257ZM16 151V150H15ZM172 151V150H171ZM196 151V152H197ZM5 152V151H4ZM16 152H18V151H16ZM69 152L72 154V151H70V149H69ZM85 152V151H84ZM170 152V151H169ZM191 152V151H190ZM189 152V153H190ZM208 152L209 151H207V154H205V152H204V154H205V156H207V155H209V154H211V153H209L208 154ZM83 153V152H82ZM109 153H110V151H109ZM123 153V152H122ZM121 153V154H122ZM107 154V153H106ZM111 154H112V152H111ZM115 154H117V156H119L118 155V153H115ZM163 154V153H162ZM184 154H188V153H184ZM10 155V154H9ZM213 154H211V156H212ZM20 156V155H19ZM22 156H20V158L22 157ZM83 156H84V154H83ZM107 156H110V155H108L107 154ZM107 156H106V158H107ZM112 156H113V154H112ZM115 156V155H114ZM131 156V155H130ZM140 156V155H139ZM227 157H228V155H226ZM72 157V156H71ZM134 157V156H133ZM143 157V156H142ZM213 157V156H212ZM220 157V156H219ZM225 156H223V157H221V159L223 160H219L218 159V162H216V163H218V164H220V169H221V167H223V163L222 162H224V160H225V158H224ZM232 157H234V158H232ZM238 157H240V156H238ZM235 158V156H231V158L228 160V161H230V162H228V164H230L231 165V163L232 162H234V163H236L235 165H238L239 164V161L241 160L240 158ZM241 157H243L244 159H246L244 156H241ZM12 158H14V157H12ZM29 158V157H28ZM32 158V157H31ZM73 158H74V156H73ZM109 158V157H108ZM119 158H120V156H119ZM131 158H132V156H131ZM214 158V157H213ZM218 158V157H217ZM242 158V159H243ZM23 158H21V160H22ZM26 159V158H25ZM33 159V158H32ZM41 159V160H42ZM127 159V158H126ZM134 158H132L131 159V161L133 160ZM136 159H138V158H136ZM145 159V158H144ZM20 160V159H19ZM19 160H14V161H12L11 159L8 161L7 159H5V157H4V159H3V161H2V163H3V165H4V167H5V169H7V170H10L12 167H14V163H16V162H18ZM27 160V159H26ZM29 160V159H28ZM31 160V159H30ZM106 160V159H105ZM135 161V160H134ZM141 161V160H140ZM146 161V160H145ZM144 161V162H145ZM226 161V160H225ZM28 162V161H27ZM33 162V161H32ZM36 163H37V161H35ZM39 162V161H38ZM69 162V161H68ZM143 162V161H142ZM244 162V161H243ZM46 163V162H45ZM137 163V162H136ZM211 163H213V162H211ZM225 163V162H224ZM238 163V164H237ZM38 164V163H37ZM41 163H39L38 165H40ZM43 164V163H42ZM52 164V163H51ZM120 164V163H119ZM221 164H223V165H221ZM227 164V165H228ZM241 164V163H240ZM239 164V165H240ZM121 165V164H120ZM142 165V164H141ZM212 165V164H211ZM229 165V166H230ZM233 165V164H232ZM238 165V166H239ZM30 166V165H29ZM65 166V164L63 165V167ZM70 166V165H69ZM118 166V165H117ZM146 166V165H145ZM216 166V165H215ZM4 167H3V169H4ZM63 167H61V168H63ZM133 167H136L135 165L133 166ZM140 167V166H139ZM225 167V166H224ZM57 168H59L58 167V165H57ZM144 168V167H143ZM17 169V168H16ZM18 169H21V168H18ZM54 169V168H53ZM109 169V168H108ZM119 169V168H118ZM139 169V168H138ZM217 169H219V166H217ZM15 170V169H14ZM22 170V169H21ZM55 170V169H54ZM58 170V169H57ZM57 170H55V171H57ZM132 170H133V168H132ZM30 171H32V170H30ZM29 171V172H30ZM52 171V170H51ZM134 171V170H133ZM139 171H140V169H139ZM3 172V171H2ZM10 172V171H9ZM14 172V171H13ZM34 172V171H33ZM126 172H127V170H126ZM129 172V171H128ZM46 175V174H45ZM145 175V174H144ZM143 175V176H144ZM151 175V174H150ZM43 176V175H42ZM147 177V176H146ZM146 177H142L141 176V174L139 173V172H134V173H131L130 174V176H129V180H130V183H132V185L131 186H128L129 187V189L130 190H133L134 188H136V187H138V186H140L141 185V183H142V180H143V178H146ZM150 177V176H149ZM148 177V178H149ZM128 179V178H127ZM126 179V180H127ZM111 181H113L112 179L111 180H109L107 183L108 184H111L112 182ZM145 181V180H144ZM2 182V181H1ZM121 182V181H120ZM147 182V181H146ZM2 183H4V182H2ZM36 183H37V181H36ZM35 183V184H36ZM119 183V182H118ZM42 184V187H44V186H46V185H48V184H44V182H42L41 183ZM116 184V183H115ZM112 185H113V183H112ZM124 185H125V183H124ZM1 186H3V185H1ZM116 186H118V185H116ZM122 186V185H121ZM41 187V188H42ZM114 187H115V185H114ZM119 187V186H118ZM117 187V188H118ZM127 187V186H126ZM128 187H127V189H128ZM40 188V189H41ZM139 189H140V187H139ZM130 190H127V193H129L128 191H130ZM87 191V190H86ZM89 191V190H88ZM124 191V190H123ZM143 191V190H142ZM82 192V191H81ZM126 192V191H125ZM131 192H133V191H131ZM134 192H135V190H134ZM138 192V191H137ZM141 192V191H140ZM88 193V192H87ZM85 193H83V195H84ZM138 194V193H137ZM136 194V195H137ZM82 195V194H81ZM131 195H132V193H131ZM37 196H38V194H37ZM121 196V195H120ZM122 196H123V194H122ZM24 198H25V196H24ZM137 198V197H136ZM78 199V198H77ZM24 200V199H23ZM23 202H25V201H23ZM79 204L81 205V206H85L86 204H87V202H88V199L86 198V197H84V196H81V199H79ZM119 202V201H118ZM29 202H27V204H28ZM32 203V202H31ZM30 203V204H31ZM77 204V203H76ZM90 205V204H89ZM78 206V205H77ZM80 206V207H81ZM76 207V206H75ZM104 207V206H103ZM79 208V207H78ZM114 208H116V207H114ZM113 209V208H112ZM86 211V210H85ZM73 212V211H72ZM99 212V211H98ZM98 212H97V214H98ZM101 212V211H100ZM102 212H104V211H102ZM79 213V212H78ZM77 213V214H78ZM96 213V212H95ZM76 214V215H77ZM96 214V215H97ZM101 214V213H100ZM105 214V213H104ZM103 214V215H104ZM74 215V214H73ZM102 215V214H101ZM100 216V215H99ZM105 216H106V214H105ZM78 217H79V215H78ZM111 217V216H110ZM70 219H72V215H70ZM79 219V218H78ZM99 219V218H98ZM100 219H101V217H100ZM106 219V218H105ZM74 221V220H73ZM105 222V221H104ZM80 223V222H79ZM103 223V222H102ZM104 224V223H103ZM79 225V224H78ZM85 229V228H84ZM72 230V229H71ZM264 229L262 228L261 229V231H263ZM264 232V231H263ZM91 232H82V234L80 235V238H79V242H78V246H80V245H87L88 246V248H90L91 247V245H92V236H91V234H90ZM71 234V233H70ZM105 234V233H104ZM94 236V235H93ZM97 237V236H96ZM102 237V236H101ZM105 237V236H104ZM260 237H261V235H260ZM264 237V233H262V238ZM95 238V237H94ZM98 238V237H97ZM102 239V238H101ZM104 239V238H103ZM264 239V238H263ZM95 240V239H94ZM100 241V240H99ZM262 241H264V240H262ZM105 243H107V242H105ZM103 249V248H102ZM84 252V251H83ZM82 254V253H81ZM89 256V255H88ZM12 258V257H11ZM6 260L4 261V264H9L8 263V260H7V258H5ZM8 259H10V257L8 258ZM14 259V258H13ZM13 262V261H12ZM12 262H10L11 264H12ZM253 262H254V260H253ZM2 263V262H1ZM14 264V263H13ZM255 264V263H254Z\"/></svg>",
  "mask_w": 264,
  "mask_h": 264
}]
</instances>
